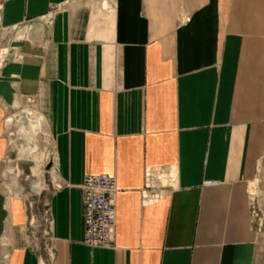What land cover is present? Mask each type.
Segmentation results:
<instances>
[{"label": "crops", "instance_id": "obj_1", "mask_svg": "<svg viewBox=\"0 0 264 264\" xmlns=\"http://www.w3.org/2000/svg\"><path fill=\"white\" fill-rule=\"evenodd\" d=\"M0 50V164L13 99L51 137L29 198L0 187V264L263 261L264 0H2ZM93 173L117 178L115 247L84 239Z\"/></svg>", "mask_w": 264, "mask_h": 264}, {"label": "rangeland", "instance_id": "obj_2", "mask_svg": "<svg viewBox=\"0 0 264 264\" xmlns=\"http://www.w3.org/2000/svg\"><path fill=\"white\" fill-rule=\"evenodd\" d=\"M8 116L12 121L6 124L8 153L0 164V187L7 193L28 197L31 182L38 177L50 151L51 137L38 103L31 96L7 103ZM249 193L252 221L258 230L264 232V164L258 180L251 183ZM259 247V252L264 253V239ZM262 260L259 264H264V256Z\"/></svg>", "mask_w": 264, "mask_h": 264}, {"label": "built area", "instance_id": "obj_3", "mask_svg": "<svg viewBox=\"0 0 264 264\" xmlns=\"http://www.w3.org/2000/svg\"><path fill=\"white\" fill-rule=\"evenodd\" d=\"M2 0H0V8ZM46 19V15L41 16ZM46 21V20H44ZM5 52L0 50V65L5 61ZM147 188L154 191L152 185L158 177L152 169H147ZM216 184V181H210ZM83 217L85 221V242L91 246L115 247V224L117 218V178L107 173L86 175L83 185ZM152 198L156 193H152ZM158 195V194H157Z\"/></svg>", "mask_w": 264, "mask_h": 264}, {"label": "bare ground", "instance_id": "obj_4", "mask_svg": "<svg viewBox=\"0 0 264 264\" xmlns=\"http://www.w3.org/2000/svg\"><path fill=\"white\" fill-rule=\"evenodd\" d=\"M38 120H39V124H40V122H41V117L40 116L38 117ZM40 184L41 183H40L39 179H34L31 182V189L33 190V189L38 188ZM115 231H116V224H115Z\"/></svg>", "mask_w": 264, "mask_h": 264}]
</instances>
